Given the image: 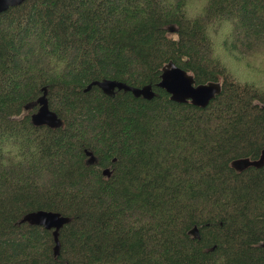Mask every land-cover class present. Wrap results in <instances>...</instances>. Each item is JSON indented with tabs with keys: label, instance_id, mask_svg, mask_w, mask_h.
<instances>
[{
	"label": "trees",
	"instance_id": "obj_1",
	"mask_svg": "<svg viewBox=\"0 0 264 264\" xmlns=\"http://www.w3.org/2000/svg\"><path fill=\"white\" fill-rule=\"evenodd\" d=\"M192 2L0 9V264H264V162L233 165L264 149V69L238 79L209 33L230 20V48L264 45V0H204L189 15ZM170 60L221 92L205 107L171 100L156 86ZM103 79L152 84L155 96L86 89ZM44 86L58 127L31 120ZM37 209L71 217L58 255L51 229L20 222Z\"/></svg>",
	"mask_w": 264,
	"mask_h": 264
},
{
	"label": "water",
	"instance_id": "obj_2",
	"mask_svg": "<svg viewBox=\"0 0 264 264\" xmlns=\"http://www.w3.org/2000/svg\"><path fill=\"white\" fill-rule=\"evenodd\" d=\"M18 1L21 0H0V9H4L8 5L14 4ZM170 30L173 31L174 27L171 26ZM92 84L100 86L107 94H113L116 89H123L126 91H131L135 96H143L148 99L155 96V90L152 84H145L139 87L116 79H103L91 82L86 89L90 88ZM156 86L164 88L170 94V99L173 101L191 102L192 104L201 107L207 106L208 103L221 92V83L219 81L197 83L193 74L178 66L173 60H170L163 67L161 79L156 84ZM43 90L44 91L42 95L37 99L39 109L31 114V120L37 125L44 124L53 128L58 127L62 124V119L56 111L51 109L49 105L47 88L43 87ZM86 153L91 155L89 158L90 162H94L96 160V157L93 155L92 151L86 150ZM263 162L264 149L262 150L260 157L255 159H238L233 162V165H235V167L240 166V168H244L248 166H261ZM102 172L104 175L110 176L112 169L106 167ZM70 220V216L64 215L59 211L37 209L24 214L20 219V222H28L30 224L41 225L46 229H51L55 242L53 248L54 255H58L60 253L61 246L59 240L60 229ZM189 233L193 234L194 236H198V226L195 225L192 229H190Z\"/></svg>",
	"mask_w": 264,
	"mask_h": 264
},
{
	"label": "rangeland",
	"instance_id": "obj_3",
	"mask_svg": "<svg viewBox=\"0 0 264 264\" xmlns=\"http://www.w3.org/2000/svg\"><path fill=\"white\" fill-rule=\"evenodd\" d=\"M193 1L194 2H192V4L190 3L188 5L189 15L199 12L205 4L204 0ZM231 23L232 22L230 20H222L209 26V33L214 55L224 61L228 65V69L238 79L240 77H244L242 75V70L251 68L258 62L264 69V45L256 47L253 51H248L247 49L239 50L230 48V42L234 39L232 33L233 25ZM239 64L243 66L242 69L238 67ZM259 79L260 82H264V72L261 74ZM3 149L8 151L7 153L9 154L14 153L15 156L22 155V153L18 151V146L12 144L9 141L3 143Z\"/></svg>",
	"mask_w": 264,
	"mask_h": 264
},
{
	"label": "bare ground",
	"instance_id": "obj_4",
	"mask_svg": "<svg viewBox=\"0 0 264 264\" xmlns=\"http://www.w3.org/2000/svg\"><path fill=\"white\" fill-rule=\"evenodd\" d=\"M170 31H171V30H170ZM173 31H174V30H173ZM167 63H168V62H167ZM177 65H178V64H177ZM178 66H179V65H178ZM180 67H181V66H180ZM161 74H162V73H161ZM44 87H46V86H44ZM46 88H47V87H46ZM42 89H43V88H42ZM43 91H44V90H43ZM41 95H42V94H41ZM217 95H218V94H217ZM39 97H40V96H39ZM39 97H38V98H39ZM38 109H39V107H38ZM38 109H37V110H38ZM37 110H36V111H37ZM36 111H34V112H36ZM34 112H33V113H34ZM33 113H32V114H33ZM36 125H37V124H36ZM39 125H41V124H39ZM42 125H44V124H42ZM88 155L91 156L90 154H88ZM109 168H110V167H109ZM110 169H111V168H110ZM194 226H195V225H194ZM194 226H193V227H194ZM193 227H192V228H193ZM192 228H191V229H192ZM198 229H199V227H198ZM189 231H190V230H189ZM190 234H191V233H190ZM191 235H193V234H191ZM193 236H194V235H193ZM194 237H200V230H199V234H198V236H194Z\"/></svg>",
	"mask_w": 264,
	"mask_h": 264
},
{
	"label": "flooded vegetation",
	"instance_id": "obj_5",
	"mask_svg": "<svg viewBox=\"0 0 264 264\" xmlns=\"http://www.w3.org/2000/svg\"><path fill=\"white\" fill-rule=\"evenodd\" d=\"M236 168H239V169H244V168H246V167H244V168H240V166H238V167L236 166ZM198 234H199V233H198Z\"/></svg>",
	"mask_w": 264,
	"mask_h": 264
}]
</instances>
